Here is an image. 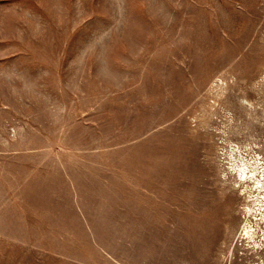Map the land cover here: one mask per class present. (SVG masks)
Wrapping results in <instances>:
<instances>
[{
    "label": "rangeland",
    "instance_id": "1",
    "mask_svg": "<svg viewBox=\"0 0 264 264\" xmlns=\"http://www.w3.org/2000/svg\"><path fill=\"white\" fill-rule=\"evenodd\" d=\"M259 165L264 0H0V264H264Z\"/></svg>",
    "mask_w": 264,
    "mask_h": 264
},
{
    "label": "built area",
    "instance_id": "2",
    "mask_svg": "<svg viewBox=\"0 0 264 264\" xmlns=\"http://www.w3.org/2000/svg\"><path fill=\"white\" fill-rule=\"evenodd\" d=\"M259 168H260L259 175H261V176L258 179L259 184H257V186H259L264 191V165H259ZM255 169H257L256 165L254 166V169H253L254 172H256ZM250 176L252 178L257 179L256 174H251ZM258 199L260 201V205L262 206V200H263V193L262 192L260 193V195H258ZM261 209H263V207H261ZM262 214L264 216V212H262Z\"/></svg>",
    "mask_w": 264,
    "mask_h": 264
},
{
    "label": "bare ground",
    "instance_id": "3",
    "mask_svg": "<svg viewBox=\"0 0 264 264\" xmlns=\"http://www.w3.org/2000/svg\"><path fill=\"white\" fill-rule=\"evenodd\" d=\"M256 199V198H255ZM254 199V200H255ZM257 200V199H256ZM258 202H260V201H258ZM254 206V205H253ZM258 207H260V206H258ZM257 207V208H258ZM252 206H249V207H247V213L249 212H252ZM257 210V209H256ZM255 212V211H254ZM255 214V213H254ZM249 219V218H248ZM246 226H244V234H246L247 236H249V237H253L254 236V234L256 233V231H254V227H255V225L254 224H252L251 222H250V220H249V223H246L245 224ZM262 235L264 236V231L262 232Z\"/></svg>",
    "mask_w": 264,
    "mask_h": 264
}]
</instances>
